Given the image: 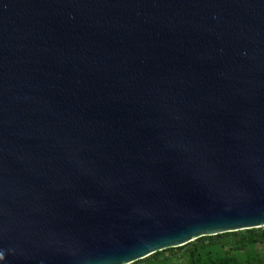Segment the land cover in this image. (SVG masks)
Listing matches in <instances>:
<instances>
[{"label":"water","instance_id":"water-1","mask_svg":"<svg viewBox=\"0 0 264 264\" xmlns=\"http://www.w3.org/2000/svg\"><path fill=\"white\" fill-rule=\"evenodd\" d=\"M260 227L264 0H0V264Z\"/></svg>","mask_w":264,"mask_h":264},{"label":"rangeland","instance_id":"rangeland-1","mask_svg":"<svg viewBox=\"0 0 264 264\" xmlns=\"http://www.w3.org/2000/svg\"><path fill=\"white\" fill-rule=\"evenodd\" d=\"M264 231V227L256 228ZM201 237L182 246L157 251L131 264H264V241L236 230Z\"/></svg>","mask_w":264,"mask_h":264},{"label":"trees","instance_id":"trees-1","mask_svg":"<svg viewBox=\"0 0 264 264\" xmlns=\"http://www.w3.org/2000/svg\"><path fill=\"white\" fill-rule=\"evenodd\" d=\"M247 231H250V233H251V235L253 237L252 239H254V240H263L264 241V231L259 230V229H250V230H247ZM208 238L209 237H201L200 240H206ZM136 262H139V261H136ZM136 262H134V263H136Z\"/></svg>","mask_w":264,"mask_h":264}]
</instances>
